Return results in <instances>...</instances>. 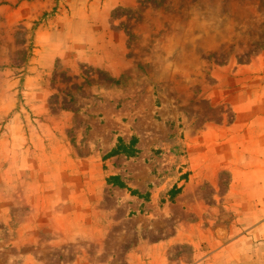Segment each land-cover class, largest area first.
Returning a JSON list of instances; mask_svg holds the SVG:
<instances>
[{
	"label": "rangeland",
	"instance_id": "374dc122",
	"mask_svg": "<svg viewBox=\"0 0 264 264\" xmlns=\"http://www.w3.org/2000/svg\"><path fill=\"white\" fill-rule=\"evenodd\" d=\"M61 1L0 0V264H189L264 181L234 110L259 105L264 0H137L83 28ZM41 26L75 47L33 71Z\"/></svg>",
	"mask_w": 264,
	"mask_h": 264
},
{
	"label": "crops",
	"instance_id": "0c3cea01",
	"mask_svg": "<svg viewBox=\"0 0 264 264\" xmlns=\"http://www.w3.org/2000/svg\"><path fill=\"white\" fill-rule=\"evenodd\" d=\"M62 3L72 11L73 18L78 17V21H81L83 28L84 22L88 23L89 17L94 15L104 27L114 10L118 8L133 9L137 5V0H62L59 5L61 6ZM35 11L36 7L34 4L22 2L19 8L15 10V14L18 19L23 20L31 18ZM109 33L110 31L105 33V36ZM59 35L58 31H54L49 27L43 28L42 26L35 32L34 41L35 46L38 48L36 50L38 51V59L35 62L39 65L33 68V71L44 68V70H52L54 61L61 51L69 53V50H73L75 45H73V41L69 44V33L67 32L65 35L64 44L56 41ZM119 36L110 35V37H115L116 39ZM42 56H46L44 65L43 61L39 60ZM257 82L258 88L254 92V96L257 99H252V95L248 94L245 97L246 99L243 97V103L244 101L246 103L258 102L259 105L250 106L248 104L250 107L247 108L235 106L234 110L237 116H242L249 120L256 117L259 121L257 133L260 136V134L264 135V78H258ZM233 105L236 104L233 103ZM246 110L248 114L245 113ZM250 126L243 132L249 135L252 133L253 135L254 131ZM257 142L258 145H255L256 141L250 135L246 148L264 149V140L258 137ZM195 163V158L190 159L188 170L192 175L189 176L188 182L184 186L183 197L191 190H195V187H199L196 181L199 180L196 172L201 170V164L197 166ZM261 164H264V162L261 161ZM242 186L244 185L242 184ZM237 197L235 208L237 219L233 228L226 231L224 239L211 238L210 249L199 257L194 254V258L189 264H264V181L259 180L255 185L241 190ZM194 251L199 252L196 248H194Z\"/></svg>",
	"mask_w": 264,
	"mask_h": 264
}]
</instances>
